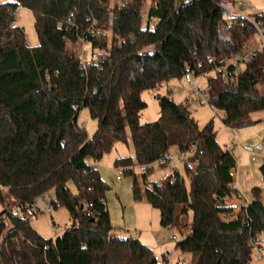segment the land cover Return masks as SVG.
<instances>
[{"label":"trees","instance_id":"obj_1","mask_svg":"<svg viewBox=\"0 0 264 264\" xmlns=\"http://www.w3.org/2000/svg\"><path fill=\"white\" fill-rule=\"evenodd\" d=\"M220 1H0V264H158L137 237L112 233L108 186L94 165L127 141V131L134 155L117 157L114 166L127 167L133 200L143 195L158 209L160 225L180 232L176 248L189 261L177 264H250L264 234V204L258 187L238 212L225 204L238 193L236 157L217 142L213 119L199 126L188 100L157 94L159 117L139 121L147 106L142 91L187 70L206 72L208 57L219 63L253 37L246 22H220ZM19 6L33 13L35 46L14 23ZM80 41L102 50L98 60L83 65ZM263 61L259 54L248 62L236 84L229 75L206 77L209 105L223 112L225 126L254 123L250 114L264 110ZM82 108L97 121L91 136L77 121ZM171 148L193 151L183 174L148 180L149 167L138 179L134 164H150ZM259 169L264 183V164ZM51 191L72 223L44 238L13 209Z\"/></svg>","mask_w":264,"mask_h":264},{"label":"rangeland","instance_id":"obj_2","mask_svg":"<svg viewBox=\"0 0 264 264\" xmlns=\"http://www.w3.org/2000/svg\"><path fill=\"white\" fill-rule=\"evenodd\" d=\"M8 1V0H0ZM189 1V0H186ZM237 9H241L240 5L244 0H232ZM253 8L245 12L256 13L264 11V0H250ZM122 0H110V7L120 5ZM148 2V1H147ZM14 23L20 26L26 37L28 45L35 46L38 44V36L34 28V16L31 10L26 7L19 6L14 12ZM110 32L107 37L110 39ZM80 52L90 57L93 52L88 43L79 42ZM100 55L102 50H96ZM201 88H205L206 78L198 79ZM183 78L172 77L156 89L144 90L141 92V98L146 101L147 106L140 114L139 121L141 123L154 121L159 117V105L156 95H170L175 102H185L188 100L189 108L193 117L199 126H203L208 120L213 119L216 125L222 124L221 116L223 112L213 109L209 104L196 105L194 99L189 94V87ZM250 119L256 122L237 127L230 128L225 140L223 133L218 130L217 136L221 143L231 146L236 157V165L233 169V176L237 192L240 194V201L248 202L253 198V188H259V196L264 204V183L259 167L264 164V110L255 111L250 114ZM77 121L83 125L88 136H91L97 128V121L91 118L87 108L79 111ZM127 141L117 142L115 146L102 159L95 163L98 172L108 189L105 192V199L110 215V221L113 226V234L125 236L132 235L137 237L142 243L151 248L158 260V264H177L179 262H188L189 254L182 252L176 248V238L181 237L180 232L176 228L162 227L160 225V214L158 209L152 207L143 197L141 200L134 201L132 197V176L126 173L121 175L120 179H116L117 170L114 166V160L117 157L133 156V147L131 137L127 131ZM134 172L138 175L141 170L134 168ZM163 171L158 166H154L148 174V180L159 181ZM140 186L143 185L139 181ZM72 191H75L72 188ZM46 194H50L49 192ZM233 200L237 199L236 194L232 196ZM2 205L0 203V211ZM52 217V218H51ZM191 215H189V218ZM54 223V224H53ZM69 213L65 207L51 209L50 212L41 213L36 218L30 219V225L33 229L44 238H56L62 235L71 225ZM7 228H11L10 223L6 224ZM1 241V239H0ZM258 246L261 248L262 257L257 258V249L254 247L250 264H264V234L261 233ZM256 243V246H257ZM263 249V250H262ZM166 255L165 259L163 255ZM165 261V262H164Z\"/></svg>","mask_w":264,"mask_h":264},{"label":"built area","instance_id":"obj_3","mask_svg":"<svg viewBox=\"0 0 264 264\" xmlns=\"http://www.w3.org/2000/svg\"><path fill=\"white\" fill-rule=\"evenodd\" d=\"M219 5L221 8L220 22L222 24L230 26L237 21L246 22L252 26L254 33L252 38L243 42L240 52L224 57L219 63H216V58L214 56L208 57L207 62L212 65L208 71L198 75H195L193 70H187L184 73V81L190 85L188 92L194 99V103L199 106L205 103L209 104V102L207 86L205 88H201L198 83V79L202 77L206 78L209 75L225 79L229 75L230 81L236 84L238 74L245 67V65L257 55L264 54V11H257L256 13L245 12L248 9L253 8L250 0H244V2L240 5L241 9H237L232 0H221ZM95 22L96 21L93 20V23ZM82 53L84 54L85 52ZM83 54V65H87L90 61H96L99 58L96 51H93L90 57H86ZM198 66H201V63H198ZM262 70L264 73V61L262 64ZM192 153L193 151L191 149L188 151H180L178 149L171 148L165 151L160 158L150 164H134L132 167H138L141 171H144L149 167L154 169V166L156 165L163 171L162 177L160 178L161 180H174L177 174H183V167L188 162ZM126 168L127 167L125 166L116 167V179L121 178V175L124 173ZM49 193L50 194H44L34 198L30 203H25L23 208L16 207L13 209L14 216L18 218L26 217L28 219H32L36 218L41 213H47L53 208L60 207L56 193L53 191ZM236 196V200H233L232 197L226 198L225 204L232 206L234 211L238 212L241 205H246L247 202L240 201L241 196L239 193H237ZM88 206L90 207L92 204L89 203ZM1 220L6 224L10 223L12 226V222L8 215H2ZM173 238L178 240L180 237L173 236ZM254 247H257L256 243L253 245V249ZM255 255L257 258L262 257V254L258 249Z\"/></svg>","mask_w":264,"mask_h":264},{"label":"crops","instance_id":"obj_4","mask_svg":"<svg viewBox=\"0 0 264 264\" xmlns=\"http://www.w3.org/2000/svg\"><path fill=\"white\" fill-rule=\"evenodd\" d=\"M213 125H214V130H215V132H216V140H217V142L222 146V147H224V146H227L226 144H223V143H221L220 142V140H219V138H218V136H217V133H218V130L219 131H221V133H223V140H225V136H226V134H227V132L229 131L230 132V128L229 127H227V126H225L223 123L222 124H218V125H216L215 123H213ZM235 187H236V185H235ZM263 248V246H258V243H257V247H256V249H258V250H260V252H261V254H262V251H261V248ZM263 250V249H262Z\"/></svg>","mask_w":264,"mask_h":264},{"label":"water","instance_id":"obj_5","mask_svg":"<svg viewBox=\"0 0 264 264\" xmlns=\"http://www.w3.org/2000/svg\"><path fill=\"white\" fill-rule=\"evenodd\" d=\"M52 218V217H51Z\"/></svg>","mask_w":264,"mask_h":264}]
</instances>
